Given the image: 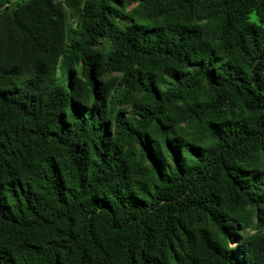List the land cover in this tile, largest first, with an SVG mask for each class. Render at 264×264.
Listing matches in <instances>:
<instances>
[{
    "label": "trees",
    "instance_id": "obj_1",
    "mask_svg": "<svg viewBox=\"0 0 264 264\" xmlns=\"http://www.w3.org/2000/svg\"><path fill=\"white\" fill-rule=\"evenodd\" d=\"M0 264H264V0H0Z\"/></svg>",
    "mask_w": 264,
    "mask_h": 264
},
{
    "label": "rangeland",
    "instance_id": "obj_2",
    "mask_svg": "<svg viewBox=\"0 0 264 264\" xmlns=\"http://www.w3.org/2000/svg\"><path fill=\"white\" fill-rule=\"evenodd\" d=\"M69 22H72V25H74V24H75V22H74L73 20L71 21V19L69 20Z\"/></svg>",
    "mask_w": 264,
    "mask_h": 264
}]
</instances>
